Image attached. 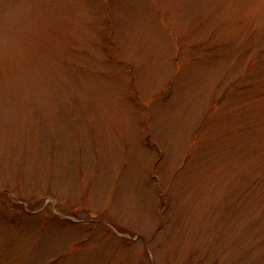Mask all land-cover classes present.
<instances>
[{
	"label": "rangeland",
	"instance_id": "1",
	"mask_svg": "<svg viewBox=\"0 0 264 264\" xmlns=\"http://www.w3.org/2000/svg\"><path fill=\"white\" fill-rule=\"evenodd\" d=\"M0 264H264V0H0Z\"/></svg>",
	"mask_w": 264,
	"mask_h": 264
}]
</instances>
